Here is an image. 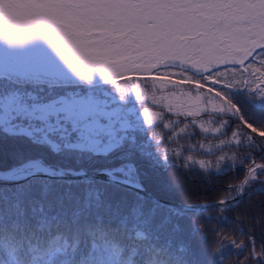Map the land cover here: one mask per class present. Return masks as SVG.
Here are the masks:
<instances>
[{
    "label": "snow or ice",
    "instance_id": "1",
    "mask_svg": "<svg viewBox=\"0 0 264 264\" xmlns=\"http://www.w3.org/2000/svg\"><path fill=\"white\" fill-rule=\"evenodd\" d=\"M37 40L46 43L80 81L90 84L96 72L121 100L134 94L144 123L162 124L169 132L167 138L156 133L152 137L169 167L177 163L198 167L202 178L239 173L243 183L220 188L235 195L198 205L217 209L223 214L218 221H227V213L245 197L264 193V136L257 140L251 131L264 130V0H0V42L24 47ZM205 92L209 94L201 95ZM221 95L240 116L226 106L211 108L210 101ZM148 102L159 110L146 106ZM245 108L251 111L246 114ZM240 117L250 129H242ZM241 138L253 149L246 159L220 155L226 148H239ZM128 168L135 172L132 165ZM14 171H0V221L5 216L11 220L10 227L0 230V264L184 260L185 246L173 252L171 241L160 244L142 226L164 204L158 200L148 204L139 177L124 181L136 190L139 202L122 215L117 212L118 220L109 216L112 204H106L103 193L88 187L87 181L82 195L66 191L60 198L61 205L65 200L77 205L71 217L61 221L45 210L47 183L38 181L39 201L29 195L31 177L41 172L52 175V170L41 167L12 178ZM171 219L165 217L166 222ZM173 227L179 229L178 224ZM225 246L244 253L236 256L244 264H264V239L257 243L256 236H249L247 245L222 241L219 254ZM227 258L216 256L218 264Z\"/></svg>",
    "mask_w": 264,
    "mask_h": 264
},
{
    "label": "trees",
    "instance_id": "2",
    "mask_svg": "<svg viewBox=\"0 0 264 264\" xmlns=\"http://www.w3.org/2000/svg\"><path fill=\"white\" fill-rule=\"evenodd\" d=\"M54 69L58 70L57 66ZM220 75L228 77L227 73ZM146 106L159 110L150 102ZM210 106L214 110L226 106L240 116L235 105L222 95L220 100L210 101ZM141 109L134 94L130 93L121 100L119 93L104 84L96 72L90 84L69 74H48L46 70L0 73V170L41 159L49 166L63 170L88 172L114 169L131 181L139 177L150 193L174 202H213L235 195L222 192L220 188L237 187L243 183L239 173L234 177L230 172L219 179L202 178V170L198 167L183 168L178 163L169 167L157 151L159 145L152 139L155 133L167 138L169 132L162 124L147 126ZM250 111L245 108L246 114ZM97 122L102 126L92 132L83 128L85 123ZM240 125L242 129L251 128L243 117H240ZM251 131L257 140L264 136V130L251 128ZM109 142V146L104 147ZM168 146L177 147L175 144ZM252 151L247 139L241 138L239 148H226L220 155L234 156L239 161L246 159ZM129 165L134 167V173L129 170ZM233 180L235 183H232ZM38 181L49 185L50 195L43 201L46 212L61 221L69 219L77 205L68 200L61 205L60 198L66 191L82 195L87 181L91 182L88 187L103 193L106 204H112L113 211L109 216L116 220L139 202L134 191L112 182L93 178L32 177L29 195L38 201L41 198ZM145 199L151 204L152 201ZM117 212L119 215H116ZM222 215L215 208L185 212L164 206L154 219L142 226L153 238L158 237L160 244L171 241L173 252L179 246H185L187 253L180 264H218L217 255L228 257L225 264H244L236 259L244 253L225 246L219 254V245L222 241L226 245L231 244L233 240L247 245L252 235L257 237V243L264 239V193L253 194L251 199L245 197L237 209L227 213V221L216 219ZM166 216H171V222L165 221ZM174 224L179 225L178 230L173 227ZM5 226H11L7 216L0 221V230ZM64 226L61 224V228Z\"/></svg>",
    "mask_w": 264,
    "mask_h": 264
},
{
    "label": "rangeland",
    "instance_id": "3",
    "mask_svg": "<svg viewBox=\"0 0 264 264\" xmlns=\"http://www.w3.org/2000/svg\"><path fill=\"white\" fill-rule=\"evenodd\" d=\"M55 66L58 70L54 69ZM38 70H46L48 74L57 73V75L69 74L74 76L62 60L43 41L37 40L24 47H9L7 44L0 42V73H5V71L27 73V71ZM101 126L98 122L85 123L83 128L92 132ZM109 144L110 142L105 143L104 147H108ZM26 167L41 168L39 163L36 162H31Z\"/></svg>",
    "mask_w": 264,
    "mask_h": 264
},
{
    "label": "water",
    "instance_id": "4",
    "mask_svg": "<svg viewBox=\"0 0 264 264\" xmlns=\"http://www.w3.org/2000/svg\"><path fill=\"white\" fill-rule=\"evenodd\" d=\"M36 163H39L40 167L43 168H47V169H51L52 172L54 174L49 175L46 173H38L35 176V178H48V179H54V178H59V179H73V180H77V179H88V178H93L96 180H103L105 182H112L116 185L119 186H124L127 189L134 191L136 193V190L134 188H130L127 186V184L124 183V181H129V182H134L131 181L125 177H123L122 175L120 176L119 174H117L114 169H104V170H99V171H88L85 172L83 170H70V169H61V168H53L52 166H49L48 164H46L43 160L41 159H37L36 161H33ZM31 162H26V163H22L20 165H17L15 167H13V169L11 170H15L12 173V178H18L20 176H24V175H29L33 172H35L38 168H23L24 166H26L27 164H29ZM10 170V169H9ZM0 171H8V170H0ZM31 177V178H32ZM244 182V181H243ZM143 195L149 199L150 201H154V200H158V201H162L164 206H168L171 208H174L176 210H182L185 212H190V211H201V210H207V209H202L200 207H198V205L201 204H216L218 201H213V202H203L201 201L200 203H196V202H190V203H184V202H174L171 200H165L163 198L158 197L157 195H153L152 193H150L146 188L145 191L143 193Z\"/></svg>",
    "mask_w": 264,
    "mask_h": 264
}]
</instances>
